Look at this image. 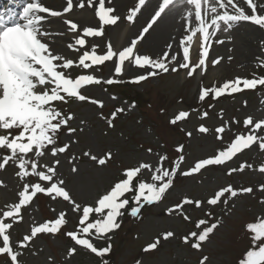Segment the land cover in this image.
<instances>
[{"label":"rangeland","instance_id":"374dc122","mask_svg":"<svg viewBox=\"0 0 264 264\" xmlns=\"http://www.w3.org/2000/svg\"><path fill=\"white\" fill-rule=\"evenodd\" d=\"M5 2L6 0H3L1 4L5 5ZM54 4L53 2L52 5ZM130 8L132 5L125 10L124 19L118 26H104L101 37H85V46H77L78 50L66 55V59L75 62L70 70H66L68 75L75 78L81 74H92L102 81L114 78L122 82L126 78L146 74L151 70L147 66L141 69L135 66L128 68L126 65L123 74L117 76L114 72H109L111 61L94 65L90 69L78 66L79 56L84 51H91L93 45L97 46L100 43L96 49L97 54L106 52V41L113 29H116V40L120 39L123 30L128 26L126 16ZM153 13L154 11L146 15L145 25ZM145 25L138 27L132 39L139 35ZM89 27L99 28L100 25L99 22H95ZM81 32L82 29L72 34L76 38ZM144 48L142 46L135 51L137 54L149 55L153 59L163 56L162 47L158 56ZM220 50L221 62L217 66H209L206 72L202 73L198 69L192 77H188L187 70L179 69L134 83L126 93L143 94L147 99L143 112H139L136 106L132 107V102L125 99L117 90H110L109 85L103 82L99 85L85 86L81 90L82 94L102 101L104 105L102 108L88 101L81 102L75 99L67 104L57 103L65 114L69 112L73 114L74 119L69 121L68 127L75 128L76 131L69 134L68 128H63L58 135L56 146L67 143L70 145L68 151L52 157L49 149L40 159V164L47 163L51 166L55 159H59L57 179L65 181L66 190L83 207L95 206L99 196L122 178V170L137 166L139 162L152 164L154 170L159 163V156L167 155L168 160L164 162V167L170 168L172 161L183 155L185 160L180 166V172H183L193 167L198 160L213 157L218 150L225 149L235 135L247 134L250 129L243 126L246 117L251 116L254 120L264 119V86L224 95L216 102L209 99L211 95L205 101L199 100L201 87H219L225 81L236 77L252 79L264 76L262 66L264 45L256 54L253 52L242 59L241 56L229 53L225 44L220 46ZM182 57L183 53L171 67H177L183 62ZM229 57L232 59L229 60ZM196 63L198 61L192 64ZM113 96L116 99H113ZM117 108H123L124 111L117 113L112 122L113 126L110 127L108 120ZM181 111L188 112L189 116L176 124H171L170 121ZM204 112L208 113L207 117L202 115ZM233 118L239 123H233ZM200 125L206 126L209 131L200 133L197 130ZM220 126L225 127L222 140L216 138L215 130ZM189 132L192 134L190 137L187 135ZM258 134L264 135V132ZM178 145L184 146L182 153L176 151ZM148 149L152 151L149 152ZM85 152L98 158L111 152L112 158L105 165H99L89 156H85ZM3 155L5 152L0 150V158ZM72 157H75L74 161L71 160ZM242 163L251 164L252 167H245L240 171L239 166ZM73 164L78 168V172L71 171ZM261 164H264V151L259 150L258 146H252L223 165L207 166L199 173L187 177L177 174L173 186L160 202L146 207L137 217L124 213L119 218L121 227L109 234L110 239L107 237L90 239L96 247L108 246L110 243L114 247L112 261L115 264H137V261L140 264H199L200 259L205 256L206 264H239L251 246L246 225L258 218H264V191L259 189V186L264 184V173L258 171ZM233 168L237 171L229 175L228 170ZM16 171V167L11 163L4 170H0V181H3V186H0V215L8 204L18 202V191L24 182H40L37 177H29L22 182L16 177ZM139 179L151 182V172L143 170ZM40 183L47 186L46 182ZM229 185L238 190L236 197L225 194L218 204H208L207 201L214 197L216 191ZM244 187H252L253 191L239 192V189ZM184 197L200 200L201 206L197 208L194 204L185 205L183 212L174 211L169 214L167 209L179 204ZM61 211L66 213V224L61 227L58 234H38L27 249L16 248L22 252L19 257L20 264H105L95 254L80 246L69 244L63 238L64 230H78L82 210L81 213L73 212L67 201L62 198L53 200L43 193H38L30 205L22 208V221L14 223L9 230L14 246L25 234L30 233L33 225L45 222L46 217L54 220ZM184 214L189 217L188 220L184 219ZM96 218V215L92 214L90 221ZM201 219L207 223L197 229L196 223ZM5 222L11 221L6 219ZM213 223L217 227L202 243L201 249H193L191 245L195 238L189 234L193 231L199 233L203 227ZM168 231L174 235L165 240L163 233ZM185 236H189L188 243L184 242ZM157 239L160 241L157 248L145 252L146 246ZM73 246L77 251L69 257L68 249ZM0 264L10 262L0 255Z\"/></svg>","mask_w":264,"mask_h":264},{"label":"snow or ice","instance_id":"6c2138e0","mask_svg":"<svg viewBox=\"0 0 264 264\" xmlns=\"http://www.w3.org/2000/svg\"><path fill=\"white\" fill-rule=\"evenodd\" d=\"M109 4L112 0H107ZM147 0H136L135 6L128 10L126 20L129 23L141 12ZM247 8L251 10L249 14L244 7L240 6V0H159L158 6L155 7L154 14L147 25L140 31L139 35L132 39L131 44L123 47L122 50L114 51L111 42L107 44V50L104 54H97V46L93 45L91 51H84L79 56L78 66L83 69H90L94 65H102L106 61H113L114 73L119 76L123 74L125 62L128 65L139 67L146 66L151 70L146 74L137 75L132 78L131 83H140L149 77L156 76L160 73L169 71L176 72L179 69L187 70V76L192 77L199 69L201 72L207 71V58L210 43L218 33H229L241 22H250L252 25L264 29V14L258 12V8L264 10V3L257 4L256 0H243ZM95 7V17L98 18L99 28L84 27L80 35L74 39V43H69V49L78 50L77 46L83 47L86 44L85 37H101L104 26H115L121 19L115 14L114 7L106 6V0H79L78 8L83 10L85 7ZM173 7H182L184 10V35L179 41L182 48L183 62L177 67H171L173 62L178 61L177 54H170L165 51L159 59H153L149 55L137 54L135 49L138 42L145 38L153 26L164 17V15ZM75 11L73 0H66V6L62 11H54L43 4V0H30L24 4L22 11L19 13L20 20H14L11 17L15 15L13 9L5 7L0 9V150L5 152L0 158V170H4L9 163L13 164L17 171L16 177L20 181H26V178L37 177L40 182H46L47 186L40 182H24L21 190L18 191V202L10 203L6 210L0 215V255L8 257L10 264H20L19 257L22 254L19 249H27L30 243L38 237V234L56 235L60 232L61 227L66 224V213L61 211L58 218L50 221L33 225L29 234H25L14 246L10 236V229L13 224L22 221V208L30 205L33 198L38 193H43L53 200L62 198L72 206V211L82 214L79 216V226L77 231H68L66 235L74 241L75 246H80L97 257H105L111 251V244L103 248H97L90 237L109 238V234L121 227L119 218L125 211L132 217H137L145 205H153L160 202L167 191L173 186L177 174L182 176H192L199 173L207 166L223 165L230 161L238 153L252 146H258L259 150L264 151V135L258 133L264 132V119L254 120L248 116L243 120V126L250 129L247 134H237L234 139L223 150H218L213 157L200 159L195 162L194 166L186 171L180 172V166L185 157L179 155L172 166L164 167V162L168 160L167 155L159 156V163L153 170V165L147 162H139L137 166L124 168L122 178L118 179L109 190L100 195L95 201V206L77 203L69 191L65 188V181L57 179V166L60 164L59 159H55L51 166L47 163L41 165L40 159L46 155L48 150L51 151L52 157H57L68 151L70 145L63 144L56 146L58 135L63 128H68V133H75L76 129L68 127L69 121L74 119L72 113L65 114L59 104H67L70 99L78 101H88L103 107V102L92 99L82 94V89L88 85H99L102 82L108 85L119 83V80L108 78L102 81L92 74H81L72 78L66 70L74 66L72 59H66L61 54H55L51 47L49 37L53 35H62V33H53L46 29L45 25L50 22L52 17H64ZM7 14V18H6ZM63 23L67 30L72 33L80 32V26L72 19H64ZM194 25V26H193ZM199 33L200 37V56L198 63L190 62V46L193 38ZM231 40V37H228ZM215 43L223 44L224 40L216 39ZM168 49L172 48L169 44ZM232 58L229 57V60ZM222 57L211 60L212 66H217ZM264 66V65H262ZM257 86H264V76L259 78H241L225 81L219 87L205 88L201 87L199 100L205 101L210 95L213 99L223 95H232L240 93L247 89H256ZM116 99L115 96L112 97ZM246 104V101H245ZM132 107H135L133 102ZM123 108H117L111 114L108 120L109 126H113V120L117 113L123 112ZM207 117L208 113L202 114ZM222 115V111H221ZM189 116L188 112L181 111L171 121L176 124L178 121ZM233 123H239L233 118ZM200 133H207L209 129L200 125L197 129ZM217 139L222 140V134L225 127L216 128ZM190 137L191 132L187 133ZM183 145H178L176 151L183 152ZM151 152V149H148ZM99 165H105L112 158L111 152L104 157L98 158L88 152L84 153ZM71 160H75L72 157ZM245 167L251 168V164L242 163L239 170L243 171ZM43 169V170H42ZM143 170L151 172V182L139 179ZM71 171L78 172V168L73 164ZM237 169H229L231 175ZM258 171L264 173V164H261ZM3 186V181H0ZM264 191V184L259 186ZM252 187L239 189L242 193H251ZM229 194L232 197L238 195V190L231 185L216 191L214 197L207 201L209 205H216L221 198ZM130 201L132 207L129 209ZM227 203V201H224ZM200 200H193L184 197L179 204L167 209L171 214L174 211L183 212L185 205L201 206ZM96 215L95 220L90 221V216ZM11 222H5V220ZM184 219L189 217L184 214ZM204 219L198 220L197 229L206 225ZM217 227L215 223L205 226L199 233L193 231L189 236L195 238L192 248L200 250L201 245ZM249 233L251 246L246 251L239 264H264V218H258L255 222H249L246 225ZM174 235L168 231L163 233V239ZM189 236H185L184 242H189ZM159 239L150 243L144 249L145 252L154 250L159 244ZM73 246L68 249L67 255L73 256L77 248ZM51 259V258H49ZM207 257H202L199 264H206ZM107 264V262H105ZM137 264H140L137 261Z\"/></svg>","mask_w":264,"mask_h":264},{"label":"bare ground","instance_id":"6f19581e","mask_svg":"<svg viewBox=\"0 0 264 264\" xmlns=\"http://www.w3.org/2000/svg\"><path fill=\"white\" fill-rule=\"evenodd\" d=\"M30 2V0H20L21 8L25 3ZM55 3L52 5V3ZM43 0V4L49 7L54 11H62L63 7L66 6V0ZM75 11L64 17H52L50 22L45 25L46 29L53 33H62V35H53L48 38L50 41V47L53 48L55 54H61L66 57L67 54L73 53V49H69L67 45L69 43H74L75 36L72 32L67 30V26L63 23L64 19H72L74 22L78 23L80 29L84 27H89L95 22H99L98 18L95 17V7L88 8L87 6L80 10L78 8L79 0H73ZM85 5H87V0H84ZM159 0H147L145 6H143L141 12L134 19V22L129 23L126 29L123 30V34L120 39L116 40V29H113L110 32L109 37L107 38L108 42H111L113 50L119 51L123 47L130 45L132 41V36L137 32L138 27L145 25V17L148 13L151 14L155 10V7L158 6ZM257 4L264 3V0H256ZM95 3L98 4V0H95ZM136 0H112V3L109 4L106 0V6L114 7L115 14L120 16L121 19L118 21L117 25L124 19L125 10L132 5L135 6ZM240 6L244 7L245 10L251 14V10L247 8V5L243 3V0H240ZM21 8H11L13 9L15 15L11 18L19 21V13L22 11ZM258 12L264 14V10L258 8ZM150 14L148 16H150ZM7 18V14H6ZM184 10L182 7H173L170 9L162 19H160L148 33L145 34V38L140 41L137 45V49L140 47H145L147 50L153 52L158 56L159 49L162 47L163 51H169L170 54H177L178 58L182 55V48L179 46L180 39L183 38L187 33L184 30ZM194 26V25H193ZM226 36H225V35ZM218 33L217 37L213 38V41L210 43L207 65L212 66L211 60L216 59L217 57H222L220 46L224 45L227 47L228 52L243 57L251 55V53H257L262 45H264V29H260L258 26L252 25L250 22H241L229 33ZM231 37V40L228 37ZM216 39L224 40L223 44L215 43ZM200 37L199 33L193 38L192 45L190 46V62L194 63L198 61L200 56ZM171 44L172 48L168 49V45ZM100 46L97 45V47ZM139 46V47H138ZM144 48V49H145ZM118 49V50H117ZM115 60V58H114ZM111 66L109 69L110 73L114 72V61H111ZM128 65L125 62V65ZM125 67V66H124ZM132 67L128 65V68ZM207 67V68H208Z\"/></svg>","mask_w":264,"mask_h":264},{"label":"trees","instance_id":"16d2710c","mask_svg":"<svg viewBox=\"0 0 264 264\" xmlns=\"http://www.w3.org/2000/svg\"><path fill=\"white\" fill-rule=\"evenodd\" d=\"M126 86H128L126 84ZM132 100L138 105V107L141 109L144 104L147 103V99L143 97L142 93H137L135 96L131 97Z\"/></svg>","mask_w":264,"mask_h":264}]
</instances>
